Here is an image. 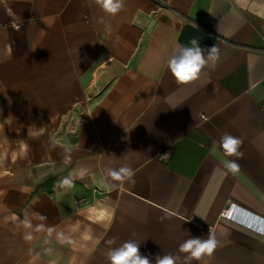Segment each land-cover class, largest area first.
<instances>
[{"label":"crops","instance_id":"1","mask_svg":"<svg viewBox=\"0 0 264 264\" xmlns=\"http://www.w3.org/2000/svg\"><path fill=\"white\" fill-rule=\"evenodd\" d=\"M123 5L0 0V264H109L128 240L186 264L179 246L211 231L217 249L191 264H264V0ZM193 39L219 59L180 85L167 61ZM125 164L134 182L106 176Z\"/></svg>","mask_w":264,"mask_h":264},{"label":"clouds","instance_id":"2","mask_svg":"<svg viewBox=\"0 0 264 264\" xmlns=\"http://www.w3.org/2000/svg\"><path fill=\"white\" fill-rule=\"evenodd\" d=\"M96 6L101 8L106 15H117L123 9V0H94ZM103 23V19H101ZM219 59V49L216 46L207 50L205 56L204 49L200 47L197 40L191 41V47H181L179 51L172 55L167 61L168 69L171 71L177 84L186 85L199 79L202 69L211 63L214 67ZM29 135L31 130L29 129ZM23 146V142H19ZM242 140L231 134L225 133L221 137L220 147L225 156H235L243 158V153L239 151ZM222 164L226 169L225 175L231 173L236 175L240 172V164L236 160L223 159ZM134 170L127 164L115 168H107L106 176L111 181L134 182ZM58 188L70 189L73 187V180L70 177H65L57 184ZM111 187L105 184V188ZM228 215H231L229 213ZM25 240H31V235H25ZM114 240H109L107 243L112 244ZM218 240L215 234L211 231L207 239L189 238L179 246V252L187 254L184 259L186 264H191V261H200L203 257H211L218 246ZM179 256L166 254L156 256V264H177ZM109 264H151L150 259L140 253V245L134 240L125 241L118 248H112L108 252Z\"/></svg>","mask_w":264,"mask_h":264},{"label":"built area","instance_id":"3","mask_svg":"<svg viewBox=\"0 0 264 264\" xmlns=\"http://www.w3.org/2000/svg\"><path fill=\"white\" fill-rule=\"evenodd\" d=\"M172 152H173V148L172 147H168V148L164 149L161 152L160 157L162 159H167L169 156L172 155ZM233 206H236V205L232 204V206L226 208L225 211L223 212V215L226 216V217H230V218L231 217H236L238 211H236ZM229 213H231V215H228ZM239 220H241V221H243V222H245V223L257 228V226H255V224L253 223L254 221H256V219H248V217L244 213L240 214Z\"/></svg>","mask_w":264,"mask_h":264},{"label":"water","instance_id":"4","mask_svg":"<svg viewBox=\"0 0 264 264\" xmlns=\"http://www.w3.org/2000/svg\"><path fill=\"white\" fill-rule=\"evenodd\" d=\"M234 209L240 213H244L248 219H258V216L254 213V212H251L249 210H246V209H243L241 207H237V206H233ZM262 221L264 222V220L262 219Z\"/></svg>","mask_w":264,"mask_h":264}]
</instances>
